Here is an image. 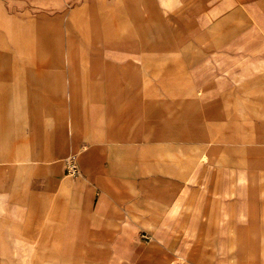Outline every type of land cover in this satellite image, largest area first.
Segmentation results:
<instances>
[{
    "label": "rangeland",
    "instance_id": "rangeland-1",
    "mask_svg": "<svg viewBox=\"0 0 264 264\" xmlns=\"http://www.w3.org/2000/svg\"><path fill=\"white\" fill-rule=\"evenodd\" d=\"M0 264H264V0H0Z\"/></svg>",
    "mask_w": 264,
    "mask_h": 264
},
{
    "label": "crops",
    "instance_id": "crops-1",
    "mask_svg": "<svg viewBox=\"0 0 264 264\" xmlns=\"http://www.w3.org/2000/svg\"><path fill=\"white\" fill-rule=\"evenodd\" d=\"M87 7V6H86ZM79 8H81V7H79ZM75 16L76 17H80V14H75ZM77 22L78 21H80V19H75ZM144 32H145V30H144ZM35 207H36V205L34 204V203H32L31 204V206H30V211H32V210H34L35 209ZM33 213V212H32ZM42 213H40V211H39V213L38 214H36V216H38V219L39 220H37V221H39L40 223L42 222V221H44L47 217H45L43 214L41 215ZM45 226V225H44ZM49 228V227H48Z\"/></svg>",
    "mask_w": 264,
    "mask_h": 264
}]
</instances>
